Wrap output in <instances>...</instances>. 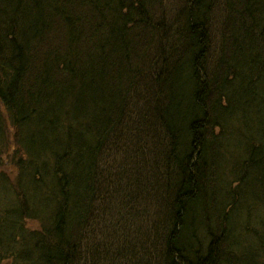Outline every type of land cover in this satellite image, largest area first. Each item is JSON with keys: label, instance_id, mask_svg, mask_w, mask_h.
<instances>
[{"label": "trees", "instance_id": "obj_1", "mask_svg": "<svg viewBox=\"0 0 264 264\" xmlns=\"http://www.w3.org/2000/svg\"><path fill=\"white\" fill-rule=\"evenodd\" d=\"M0 264H264V0H0Z\"/></svg>", "mask_w": 264, "mask_h": 264}, {"label": "bare ground", "instance_id": "obj_2", "mask_svg": "<svg viewBox=\"0 0 264 264\" xmlns=\"http://www.w3.org/2000/svg\"><path fill=\"white\" fill-rule=\"evenodd\" d=\"M210 6L211 4H204L203 7L207 8L208 10V14H213L215 15L214 17H222V18H225L226 17V13H227V9H224L225 7L221 8L219 7V9H217V12H215V14L210 10ZM186 9V8H185ZM204 9V8H203ZM182 11V10H181ZM204 11V10H203Z\"/></svg>", "mask_w": 264, "mask_h": 264}, {"label": "rangeland", "instance_id": "obj_3", "mask_svg": "<svg viewBox=\"0 0 264 264\" xmlns=\"http://www.w3.org/2000/svg\"><path fill=\"white\" fill-rule=\"evenodd\" d=\"M239 147H241V145L240 146H236L234 149H236V148H239ZM32 227H33V225H31ZM35 228V227H34Z\"/></svg>", "mask_w": 264, "mask_h": 264}]
</instances>
